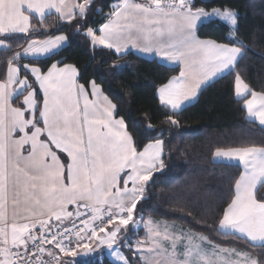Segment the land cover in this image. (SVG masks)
<instances>
[{
  "label": "snow or ice",
  "instance_id": "1",
  "mask_svg": "<svg viewBox=\"0 0 264 264\" xmlns=\"http://www.w3.org/2000/svg\"><path fill=\"white\" fill-rule=\"evenodd\" d=\"M89 6V0H84L74 7L86 16ZM66 7L63 0H0V34L29 33L30 14L43 17L46 9H54L64 18ZM193 7L191 0H170L166 5L161 0H122L105 23L97 29L87 28L86 35L93 45L117 54L129 48L145 53L159 49L168 61L182 65L179 76L158 89L161 105L175 112L195 97L204 83L230 70L242 55V45L229 46L197 35L198 22L204 19L220 18L235 26L231 11L207 13L193 11ZM66 39L57 35L32 41L13 62L58 55ZM23 70L30 74L31 83L28 76L19 78V67L11 66L7 80L0 83V264H51V259L40 258L46 251L54 258L52 250L43 247L46 242L66 256H76L70 247L73 232L79 238L75 246L83 247L85 256L95 239L107 244L118 264H132L113 245L119 241V248L133 250L128 236L119 237L120 225H130L145 185L163 168V142L138 148L124 119L114 118L116 105L94 81L90 90L79 84L73 65L57 61L46 72L28 65ZM13 84H18L19 90L12 88ZM234 91L237 96L250 91L239 75ZM20 95L21 106L13 107L12 100ZM251 97L245 100L248 113L264 125V94L251 92ZM168 119L177 123L171 116ZM214 156L236 159L243 166L235 179L234 195L218 218V230L251 245H264V147L217 148ZM72 205L75 211L69 210ZM53 220L56 223H50ZM77 220L83 225L79 229ZM152 224L149 220L147 226L155 239L148 252L164 256L163 264H242L233 259L241 256L243 264H264L235 248L214 244L203 234L181 230L176 236L165 226L161 241V233L154 231ZM37 226L39 235L34 232ZM164 242L171 252L161 249ZM141 243L136 241L138 257L144 264H156L150 257L139 256Z\"/></svg>",
  "mask_w": 264,
  "mask_h": 264
},
{
  "label": "trees",
  "instance_id": "2",
  "mask_svg": "<svg viewBox=\"0 0 264 264\" xmlns=\"http://www.w3.org/2000/svg\"><path fill=\"white\" fill-rule=\"evenodd\" d=\"M118 2L122 0H96L86 16L70 23L60 24L56 16H50L42 22L33 21V30L27 35L0 37L7 46L0 51V83L7 80L9 65L19 67L21 78L28 76L31 83L24 65L38 66L46 72L51 63L62 61L77 69L79 83L87 89L93 81L100 86L116 105V118L124 119L138 148L157 140L163 142V168L152 176L137 204L127 231L131 242L145 238V230L136 232L134 226L152 219L177 224L203 234L217 245L242 250L264 261V246L253 247L218 230V218L234 195L235 179L242 170L213 161L217 148L264 147V129L247 119L244 101L237 100L234 91L239 75L251 92L264 94V0H193V11L219 9L236 14V39H230V29L218 21L201 24L197 35L202 40L242 45L243 57L231 74L204 89L197 103L180 113L168 111L157 97L159 87L179 76V69L134 54L118 57L108 49L94 48L87 37V28L97 29L105 23L112 5ZM57 35L68 40L58 55L13 62V57L32 41L42 42ZM22 100L23 95L13 105L20 107ZM169 116L177 123H171ZM120 250L132 264H141L133 251L127 247ZM101 257L98 254L86 261L75 260L74 264H101ZM67 260L70 258L62 264H73ZM102 264L113 263L104 258Z\"/></svg>",
  "mask_w": 264,
  "mask_h": 264
},
{
  "label": "crops",
  "instance_id": "3",
  "mask_svg": "<svg viewBox=\"0 0 264 264\" xmlns=\"http://www.w3.org/2000/svg\"><path fill=\"white\" fill-rule=\"evenodd\" d=\"M95 1H96V0H89L90 6H91ZM56 2L59 3L60 0H56ZM83 2H84V0H63V3L67 6V7L63 10V11L65 12V16H64V18H61L60 14L56 13L54 9H46V10H45V15H44L43 17H40L38 14H30L29 33L32 32V30H33V26H32L33 21L42 22L43 20H45L46 18H48V17H50V16H56L57 19H58V22H59L60 24H67V23L72 22L76 17L81 16V15L79 14V9L76 8V7H74V6H75V5H78V4H82ZM116 4H117V3H115V4L112 5V10H113V8L116 6ZM90 6H89V7H90ZM89 7H88V8H89ZM88 8L86 9V12H87ZM69 13H70V15H69ZM26 14H27V13H26ZM214 21H216V20H214ZM209 22H212V21H206V19H204L202 23L198 22V27H199L201 24L209 23ZM218 22H220V23L226 25V26L230 29V39H232V40L236 39V28H237V25H235L234 27H232L231 25H228V24H226V23H224V22H222V21H218ZM197 29H198V28H197ZM29 33H16V34H11V35H21V36H23V35H27V34H29ZM97 34H99V33H97ZM4 36H10V35L0 34V37H4ZM87 37H88V36H87ZM88 38L90 39V37H88ZM233 38H234V39H233ZM90 41H91V40H90ZM0 45H2V46H0V51L7 49V46H6L5 43L0 42ZM67 45H68V40L66 39V42L63 44V46H62L58 51L60 52L62 49H64L65 47H67ZM92 45H93V44H92ZM93 47H94V48H97V49H108V48H105V47H103V46H101V45H98V44H97V45H93ZM108 50H110V49H108ZM110 51L113 52V53H114L116 56H118V57H124V56H127V55H129V54H134L135 56H138V57L143 58V59L148 60V61H154V60H156V61H158L161 65H163V66H165V67H168V68H172V69H176V68H177V69H179L180 71H181V69H182V65H180V64H178V63H176V62L168 61L166 58H164L162 52H161L159 49H156L155 51H153V52H148V53L141 52V51H138V50L133 49V48H129L128 50H126V51L123 52L122 54H117V53L114 52V50H110ZM241 52H242V51H241ZM242 57H243V52H242V55L238 58L237 62L234 64V66H233L230 70H225L224 72L218 74L216 77H214V78L208 80L206 83H204V84L202 85V87H201L200 89H198V91H197V95H196L195 97L191 98L190 100L186 101V102L182 105L181 109H179V110H177V111H175V112H172V111H170L168 108H166V107H165V108H166L168 111H170L171 113H180V112H182L183 110H185V109H187V108L193 106L194 104L197 103L198 98H199L200 94L202 93V91H203L204 89H206L207 87H209L210 85H212L213 83H215L216 81L220 80L221 78H223V77H225V76L231 74V73L235 70L237 64L240 62V60L242 59ZM47 58H49V56H39V57H36V58H34V59H27V58H24V59H26V60H44V59H47ZM11 67H16V66H11ZM28 74H29V73H28ZM18 75H19V78H21L20 72H19ZM29 75H30V74H29ZM30 77H31V76H30ZM21 79H22V78H21ZM77 81H78V83H79V75H78V77H77ZM79 84H80V83H79ZM11 87L14 88V89H17V90H19V88H20V86H19L18 84H13ZM88 89H89V90L91 89V85H90V87H89ZM26 94H27V93L25 92L23 95H26ZM103 95H104V94H103ZM235 95H236V94H235ZM20 97H22V95H20L19 97L14 98V99L12 100L11 103H12V106H13V107H16V106L13 105V103H14L16 100H18ZM157 97H158V100H159L158 93H157ZM236 98H237V100H239V101H244V109H245V111H246L247 119H248L251 123L256 124L258 127L264 129V125H260V124H259L258 118L249 115L248 110H247V108H246L245 100H246V99H251V98H252V97H251V90H250L249 92L243 94L242 96H237V95H236ZM22 101H23V100H22ZM22 101H21V104H22ZM162 106H163V105H162ZM17 107H18V106H17ZM163 107H164V106H163ZM114 118H116V110H115V116H114ZM116 119H117V118H116ZM126 131H127V129H126ZM162 157H163V145H162ZM213 161H214V163H216V164H224V165L238 166V167H240L241 170L243 171V166H242V165L240 164V162L237 161L236 159L218 158V157H215V156H214ZM158 170H159V169H158ZM158 170L155 171V172L153 173V175H154L156 172H158ZM153 175H152V176H153ZM151 178H152V177H151ZM150 180H151V179H150ZM150 180H149V181L147 182V184L145 185V189H146V186L148 185V183L150 182ZM120 186L123 187V183H122V182H121V185H120ZM129 186H131V185H129ZM144 192H145V190H144ZM144 192H143V193H144ZM142 195H143V194H142ZM69 210H70V211H75V210H76V209H75V205L69 206ZM134 211H135V210H134ZM124 218H126V217H124ZM43 219H47V217H43ZM147 221H148V219L145 221V223H144L142 226L148 225V224H147ZM66 222H68V221H65V223H66ZM132 222H133V221L130 222V225L132 224ZM50 223H56V222L53 220V221H50ZM113 223H118V220H114ZM130 225H129V226L120 225L122 231L118 234L119 237H124V236H126L127 231H128V229H129ZM135 226H136V225H135ZM135 226H134V228H135ZM165 226H167V230H168V232H169L170 234H172V235H176V236H179V235L181 234V230H182L184 233L192 232V231H190L189 229H186V228H184V227H181V226H179V225H177V224L166 223V222H161V221H156V220H154V222H153V224L151 225V227H152V229H153L154 231H158V232L161 233V238H160L161 240H162V235H163V233H164V231H165ZM110 227H111V225H110ZM110 227H109V228H110ZM144 230H145V238H144V239H141V241H142V242H145V244L147 245V247L150 248V247H151V244H150V243H151L152 240L155 239V237L152 236V235L149 233V228H148V227H146ZM134 231H135V230H134ZM219 231H220V233L223 234L224 236H232L231 234H228L226 230H219ZM34 232H35V233L39 232V226H37V228L34 229ZM192 233H194V232H192ZM194 234H196V233H194ZM233 237H234V236H233ZM242 240H244V239H242ZM244 241H245V240H244ZM246 242H247V241H246ZM135 243H136V241H132L133 246H134ZM247 243L250 244L249 242H247ZM214 244H215V243H214ZM92 245H93V247H92L91 250H89V252H90L89 255H87V256L84 255V252L86 251L85 249L80 250L76 256L70 257V260H71V261H70V260H67L66 263H68V262H72V263L74 264V261H75V260L86 261V260H88V259H90V258H92L93 256H96V255H98V254H101L102 256L105 254V253H104V250H105V247L107 246V244H100L97 240L94 239ZM118 245H119V241H117V244H115L114 246H116L117 248H119ZM161 245H162L161 248H163V249H165V248H166L167 250H170V249H171V248L169 247V245H168L167 242H164V243H162ZM250 245H251V244H250ZM251 246H253V247H263L264 245H261V243L257 242L255 245H251ZM119 249H120V248H119ZM237 250H238V249H237ZM132 251H133V250H132ZM238 251L243 252V253H246V252H244V251H242V250H238ZM134 254H135V253H134ZM247 254H248V253H247ZM248 255H249L251 258H254V257L251 256L250 254H248ZM233 259L239 260V261H241L242 264H243V260H244V258H243L242 256H241V257H233ZM164 260H165V258L162 257V259L160 260L159 264H163V261H164ZM156 262H157V261H156ZM63 263H64V262H63ZM141 264H142V263H141ZM157 264H158V262H157Z\"/></svg>",
  "mask_w": 264,
  "mask_h": 264
},
{
  "label": "built area",
  "instance_id": "4",
  "mask_svg": "<svg viewBox=\"0 0 264 264\" xmlns=\"http://www.w3.org/2000/svg\"><path fill=\"white\" fill-rule=\"evenodd\" d=\"M129 2H135V3H151V0H129ZM170 2V0H161V4L162 5H166ZM175 2H178V0H175ZM191 3L194 5V2L193 0H191ZM154 7V5H153ZM126 217V216H125ZM90 219V217H88ZM68 223V222H66ZM97 224H99V221H97ZM111 224H106L105 227L106 228H109ZM71 227V225H69ZM83 225L80 224L79 220L76 221V228L79 229L80 227H82ZM37 235H39L40 233L37 232L36 233ZM79 238L75 235V232H73V235L71 237V240H72V244L70 245V247H72L77 253L80 251V250H83L84 248L83 247H76V242ZM94 240V239H93ZM93 240L91 241V246H90V250L92 249L93 247ZM87 242V240L85 241ZM67 243V242H65ZM43 247L45 249H51L53 254H54V258H50L47 254V251L40 257L41 259H43L44 261H49L51 259V264H57V261L59 262H62L64 259H67V258H70V257H73V256H66L64 255L63 252H61L58 248H55L54 244H49V243H45L43 245ZM32 252H29V256H32Z\"/></svg>",
  "mask_w": 264,
  "mask_h": 264
},
{
  "label": "rangeland",
  "instance_id": "5",
  "mask_svg": "<svg viewBox=\"0 0 264 264\" xmlns=\"http://www.w3.org/2000/svg\"><path fill=\"white\" fill-rule=\"evenodd\" d=\"M209 13H211V12H209ZM233 13V12H232ZM234 15H235V18H236V25H237V16H236V14L235 13H233ZM214 20H216V21H222V22H224L223 20H221L220 18H213V19H211V20H207L206 19V21H214ZM224 23H226V22H224ZM226 24H228V23H226ZM228 25H230V24H228ZM232 26V25H231ZM232 27H234V26H232ZM27 59H34V58H36V57H31V56H29V57H26ZM10 66V65H9ZM149 220H151L152 222H154V220H152V219H148V221ZM148 221H147V224H148ZM146 227H148L147 225H145V226H142V225H136L135 226V228H134V230L136 231V232H138V231H140L141 229H145ZM126 236H127V234H126ZM130 238V237H129ZM130 240H131V238H130ZM161 240V239H160ZM138 241H140V242H142L141 240H138ZM153 241V240H152ZM152 241H151V247H153V243H152ZM162 241V240H161ZM159 242V241H158ZM162 244V243H161ZM162 246V245H161ZM113 247L114 248H117L116 246H114L113 245ZM148 247H147V245L145 244V242H142L141 243V246H140V248H139V256H141V257H145V258H147V257H150L153 261H157L158 262V264H159V262H160V260L162 259V257H164V256H159V255H157L155 252H153V253H149L148 252ZM162 250H163V248H161ZM117 250L118 251H120L121 252V254L124 256V257H126L125 255H124V253L119 249V248H117ZM168 252H171V249L170 250H167ZM133 252L135 253V257L136 258H138L139 260H140V262L142 263V264H144V262H143V259H141V258H139L138 257V254H137V248H136V243L134 244V246H133ZM104 255L102 256V258L104 259V258H107L111 263H113V264H118V262H117V260L115 259V257H114V255L111 253V250L108 248V246H106L105 247V250H104ZM165 258V257H164ZM157 262H156V264H157Z\"/></svg>",
  "mask_w": 264,
  "mask_h": 264
}]
</instances>
